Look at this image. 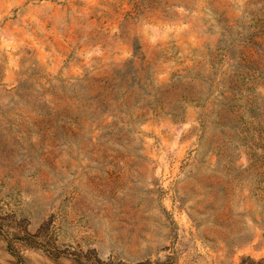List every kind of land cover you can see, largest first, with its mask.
Returning a JSON list of instances; mask_svg holds the SVG:
<instances>
[{
  "label": "rangeland",
  "instance_id": "obj_1",
  "mask_svg": "<svg viewBox=\"0 0 264 264\" xmlns=\"http://www.w3.org/2000/svg\"><path fill=\"white\" fill-rule=\"evenodd\" d=\"M263 172L264 0H0V264H264Z\"/></svg>",
  "mask_w": 264,
  "mask_h": 264
},
{
  "label": "trees",
  "instance_id": "obj_2",
  "mask_svg": "<svg viewBox=\"0 0 264 264\" xmlns=\"http://www.w3.org/2000/svg\"><path fill=\"white\" fill-rule=\"evenodd\" d=\"M136 63V59H131L110 75L81 80L82 91L77 93V96L82 95L95 101L97 107L102 109L105 119L110 117L114 127L120 133L124 132L129 142L134 123L149 111L156 114V108L147 100L150 95L147 91L149 78L142 75L143 66L139 68ZM135 106L140 113L131 110ZM172 118L177 119V116L173 114Z\"/></svg>",
  "mask_w": 264,
  "mask_h": 264
}]
</instances>
